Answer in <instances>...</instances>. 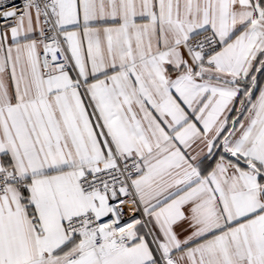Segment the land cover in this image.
Segmentation results:
<instances>
[{
    "label": "snow or ice",
    "instance_id": "snow-or-ice-1",
    "mask_svg": "<svg viewBox=\"0 0 264 264\" xmlns=\"http://www.w3.org/2000/svg\"><path fill=\"white\" fill-rule=\"evenodd\" d=\"M0 264H264V0H0Z\"/></svg>",
    "mask_w": 264,
    "mask_h": 264
}]
</instances>
